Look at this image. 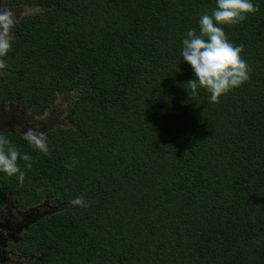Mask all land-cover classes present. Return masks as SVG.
<instances>
[{
    "label": "trees",
    "instance_id": "1",
    "mask_svg": "<svg viewBox=\"0 0 264 264\" xmlns=\"http://www.w3.org/2000/svg\"><path fill=\"white\" fill-rule=\"evenodd\" d=\"M252 2L221 25L249 77L211 102L181 48L215 0H2L30 10L8 33L0 103L43 115L71 99L47 154L0 130L31 158L17 161L23 183L0 172V208L9 194L58 207L27 233L28 264H264V0Z\"/></svg>",
    "mask_w": 264,
    "mask_h": 264
},
{
    "label": "clouds",
    "instance_id": "2",
    "mask_svg": "<svg viewBox=\"0 0 264 264\" xmlns=\"http://www.w3.org/2000/svg\"><path fill=\"white\" fill-rule=\"evenodd\" d=\"M215 3L216 7L211 14L200 16L199 33L195 28L187 30L181 48L183 60L191 65L195 73L196 78L188 81L193 93L198 86L202 87L210 93L211 102H218L221 95L240 86L249 77V67L241 55L243 45L231 43L221 25L240 23L248 13L256 10L252 0H215ZM13 23L10 13H0V65L4 64L2 58L12 48V38L8 33ZM24 138L35 148L48 153L49 148L42 133L37 136L29 130ZM18 158L29 161L28 167H31L28 153L19 152L7 137L0 135V172L15 175L23 183L25 172L20 168ZM80 202L79 197L72 201L74 204Z\"/></svg>",
    "mask_w": 264,
    "mask_h": 264
},
{
    "label": "flooded vegetation",
    "instance_id": "3",
    "mask_svg": "<svg viewBox=\"0 0 264 264\" xmlns=\"http://www.w3.org/2000/svg\"><path fill=\"white\" fill-rule=\"evenodd\" d=\"M39 116L29 112L18 103H0L1 124L12 123L11 127L0 126V130L20 131L24 135L32 130L37 136L42 133L44 138L48 127L41 124L42 118ZM51 206L53 204L49 201H44L22 207L14 202L11 194L8 195L6 204L0 208V264H28L31 261V254L24 252L25 242L28 240L27 233L35 223L48 216H42V212ZM6 215H9L8 220Z\"/></svg>",
    "mask_w": 264,
    "mask_h": 264
},
{
    "label": "rangeland",
    "instance_id": "4",
    "mask_svg": "<svg viewBox=\"0 0 264 264\" xmlns=\"http://www.w3.org/2000/svg\"><path fill=\"white\" fill-rule=\"evenodd\" d=\"M28 10H30L27 7H14L12 9H8L6 7H4L2 5V0H0V13H10L11 18H13V20H15L17 18V16H21L23 15L24 12H28ZM0 31H2V29H0ZM70 98L67 94H63L61 93L60 96L58 97L57 101L48 109L47 114H43L41 116H39V114H37V116H39V118H42L41 124L47 125L48 129L51 128V125H54L56 123H58L59 121H63L64 118V112L70 102ZM6 110V109H4ZM29 112H33V111H29ZM27 113V112H25ZM34 113V112H33ZM29 114V113H27ZM36 114V113H35ZM46 118V119H45ZM12 123L6 125V124H1V120H0V126L3 128H7V127H11ZM48 210H53V207H49L48 209L44 210L42 212V214L45 211ZM6 219H9V215H6Z\"/></svg>",
    "mask_w": 264,
    "mask_h": 264
},
{
    "label": "water",
    "instance_id": "5",
    "mask_svg": "<svg viewBox=\"0 0 264 264\" xmlns=\"http://www.w3.org/2000/svg\"><path fill=\"white\" fill-rule=\"evenodd\" d=\"M58 210V207L57 206H55L54 208H53V210H48V211H45L43 214H42V216L43 215H48V214H51L52 212H54V211H57Z\"/></svg>",
    "mask_w": 264,
    "mask_h": 264
}]
</instances>
